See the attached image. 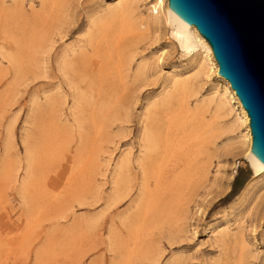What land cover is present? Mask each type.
<instances>
[{
  "label": "rangeland",
  "instance_id": "obj_1",
  "mask_svg": "<svg viewBox=\"0 0 264 264\" xmlns=\"http://www.w3.org/2000/svg\"><path fill=\"white\" fill-rule=\"evenodd\" d=\"M117 1L122 0H63L59 7L42 8L41 0H0V264H73L74 259L81 264H264V176L254 175L243 157L233 164L225 156V141H217L216 154L210 151L216 157L203 184L186 187L192 195L169 202L135 198L143 126L154 105L171 92L166 72L175 68L192 76L197 56L182 51L159 25L150 36L141 34L112 50L102 81L84 74L79 63L61 75L62 61H80L83 53L90 58L84 50L90 32ZM140 4L136 16L148 15L147 5ZM160 49L166 53L163 71L154 60ZM139 66L141 76L135 78ZM211 81H193L198 94L192 105L196 98L210 97ZM55 96L64 99L57 137L33 104ZM45 140L53 144L51 157L42 154ZM91 144L96 157L90 184L76 196L87 195L92 205L57 207L54 194L66 189L67 181L44 189L43 174L20 189L25 146L36 157L42 154L39 161L52 158L64 165L62 159ZM126 155L120 188L129 194L109 206L106 198ZM241 219L244 229L233 224ZM225 220L230 222L226 241L209 234Z\"/></svg>",
  "mask_w": 264,
  "mask_h": 264
},
{
  "label": "bare ground",
  "instance_id": "obj_2",
  "mask_svg": "<svg viewBox=\"0 0 264 264\" xmlns=\"http://www.w3.org/2000/svg\"><path fill=\"white\" fill-rule=\"evenodd\" d=\"M141 2L147 5L148 15L144 16L139 12L136 16L135 13ZM60 3H63V0L54 2L41 0L40 7H51L53 4L59 7ZM96 25L98 26L90 32L88 47L84 48L85 51H90V58L85 60L87 56L83 53L80 56V61H62L59 64L62 76L67 75L68 70L79 63L84 66V74H90L102 81L111 61L112 50H119L128 41L137 39L141 34L150 36L152 28L159 25H163L167 29L170 37L182 51L187 54L193 53L194 57H198L192 62L194 71L192 76L179 73L175 68H170L166 72L171 92L162 96L154 105L151 116L143 126L139 168L141 170L140 184L135 196L138 202L152 196L167 202L180 201L185 195H192L193 190H187L186 187L191 188L203 184L212 158L216 157L217 141L227 143L223 147L225 156L231 157L233 164H235L236 158L243 157L254 175L264 176V169L257 164L250 153L252 138L246 111L229 83L218 75V65L208 42L195 27H187L181 23L169 8L167 0L117 1L108 11V16L100 18ZM165 57L164 49L154 53L155 64L160 71H163ZM32 75L37 76V73ZM140 76L141 66L134 74L135 78ZM22 77L23 75L18 80ZM200 78L208 81H211L212 78L215 79V81H211L213 92L207 100L198 102L196 98L192 105L190 99L195 98L198 94L193 81H200ZM72 101L74 105L73 96ZM33 104L36 106L35 109L38 108L46 115L47 128H51L54 137L60 135L62 132L58 124L64 99L60 96L46 97L43 99V103L33 102ZM8 134V137H11V127H9ZM42 144L46 145V149L44 148L42 151V154L46 156L53 144L48 140ZM95 146V144H91L89 148L81 151L82 154L75 152L71 158L62 159L64 165L61 164V161L56 162L52 158L39 161L42 154L38 152L37 158L36 154L33 155L25 146L20 189L30 185L35 176L43 174L40 183L44 189L56 180L67 181V188L54 194L53 201H56L54 204L57 207L64 208L67 204L70 207L73 203L82 206L92 205L95 201H89L87 195H76L80 193L78 190L81 187L90 184L93 160L94 156L96 157ZM211 150L215 154H210ZM52 152L53 150L48 154L49 157L52 156ZM129 153L130 151L127 152V154ZM128 161V155L121 159L118 173L112 182V194L106 198L109 206L117 205L129 194L128 190L120 188ZM17 168L16 170L13 168L12 171L17 173L19 170ZM229 223L228 220H225L223 227L220 225L210 227L209 234L218 235L222 241H226L230 232ZM233 224L240 229H244L247 225L243 219L235 220ZM137 230L138 228L134 231ZM240 237L242 238V236ZM240 240L241 244H244V240ZM108 243H110V238ZM12 245L13 243L10 244V246ZM73 264H81V262L74 259Z\"/></svg>",
  "mask_w": 264,
  "mask_h": 264
},
{
  "label": "water",
  "instance_id": "obj_3",
  "mask_svg": "<svg viewBox=\"0 0 264 264\" xmlns=\"http://www.w3.org/2000/svg\"><path fill=\"white\" fill-rule=\"evenodd\" d=\"M182 24L208 42L246 111L250 153L264 169V0H167Z\"/></svg>",
  "mask_w": 264,
  "mask_h": 264
}]
</instances>
